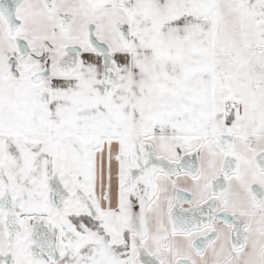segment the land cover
Wrapping results in <instances>:
<instances>
[{
	"label": "snow or ice",
	"instance_id": "obj_1",
	"mask_svg": "<svg viewBox=\"0 0 264 264\" xmlns=\"http://www.w3.org/2000/svg\"><path fill=\"white\" fill-rule=\"evenodd\" d=\"M0 264H264V0H0Z\"/></svg>",
	"mask_w": 264,
	"mask_h": 264
}]
</instances>
